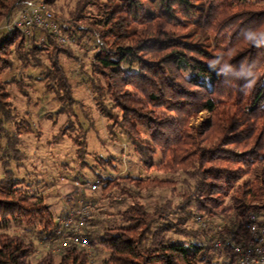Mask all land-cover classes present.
I'll use <instances>...</instances> for the list:
<instances>
[{
    "label": "trees",
    "instance_id": "16d2710c",
    "mask_svg": "<svg viewBox=\"0 0 264 264\" xmlns=\"http://www.w3.org/2000/svg\"><path fill=\"white\" fill-rule=\"evenodd\" d=\"M29 1L0 0V24ZM89 3L100 9L90 22L82 18ZM71 17L83 26L57 24L62 35L92 40L80 47L84 54L92 50L86 83L109 134L126 140L143 169L180 176L183 183L178 203L148 210L142 191L174 190L173 181L96 174L100 200L120 205L112 197L118 192L129 201L102 220L92 212L87 221L91 249L107 255L101 264H217L232 258L249 217L264 225V0H78ZM12 45L21 59L47 56L46 88L59 102L55 114L67 117L55 138L72 130L76 104L59 61L60 55L76 60L71 49L34 25L28 35L14 29L0 41V223L37 222L39 229L34 237L1 233L0 264H91L76 246L53 253L59 238L49 205L7 170L9 160L20 157L15 146L22 127L13 123L18 132L10 133L4 125L16 119L1 80L12 65ZM83 134L73 142L86 165ZM196 218L204 226L192 227ZM41 233L49 248L37 255L34 241Z\"/></svg>",
    "mask_w": 264,
    "mask_h": 264
},
{
    "label": "rangeland",
    "instance_id": "374dc122",
    "mask_svg": "<svg viewBox=\"0 0 264 264\" xmlns=\"http://www.w3.org/2000/svg\"><path fill=\"white\" fill-rule=\"evenodd\" d=\"M37 1L43 8L53 13L59 25L83 26V23L74 21L71 17L75 13L78 0H54L50 5L43 4V0ZM103 1L100 0V2ZM18 11L11 17L15 16ZM99 13V7L89 3L84 7L82 18L90 22ZM4 22L5 20L0 24V41L13 31L3 28ZM36 33L38 34V31ZM70 38L73 43L64 46L71 49L77 59L60 55L59 61L68 78L71 96L76 104L73 108L74 117L70 118L73 125L72 130L58 138L55 137L66 123L67 117L55 114L60 107L59 102L55 99L54 93L46 88L44 73L50 68L46 54L35 55V59L32 56H24L25 59H21L15 53L14 46L10 47L9 58L12 65L1 74V80L6 83L16 119L4 125L10 133L18 132L13 123L16 125L19 123L22 127L15 146L20 157L18 160L10 159V166L7 170L13 173V178L25 190L43 196L45 203L49 205L54 226L58 217L68 209L75 207L81 199L92 205L91 213H94L95 219L102 220L107 215L115 214L118 210L125 208L129 201L123 200V196L118 192H112V197L122 201L120 205L111 207L107 199L100 200L101 189L96 183V174L103 177L130 176L139 179L171 180L174 190L170 188L145 189L141 193L140 202L148 210L168 200L178 203L177 194L183 190L182 177L170 176L154 169H143L126 140L123 137L116 139L107 131V121L97 111L92 89L86 83L91 75L89 63L92 50L84 54L80 49L83 45L89 47L92 40H87V38L78 40L76 36ZM19 85H22L27 96L21 93ZM200 118H206V114H202ZM81 133H84L86 165L80 164L76 156L77 147L73 142V139ZM2 143L4 145V142ZM155 161L158 162L159 157H155ZM4 171L0 162V182L4 177ZM93 183L97 184V188L91 193L90 185ZM74 189H77L76 194L73 193ZM108 217V221L113 218ZM190 225L192 227L204 226V221L196 218ZM38 231L37 222L25 224L23 221L7 220L0 223V234L25 233L29 237H34L37 236ZM45 235L41 233L40 240L34 241L37 246V255L45 253L49 248V243L42 240ZM106 256L104 251L92 249L91 264H101Z\"/></svg>",
    "mask_w": 264,
    "mask_h": 264
},
{
    "label": "built area",
    "instance_id": "2783aa9c",
    "mask_svg": "<svg viewBox=\"0 0 264 264\" xmlns=\"http://www.w3.org/2000/svg\"><path fill=\"white\" fill-rule=\"evenodd\" d=\"M31 25L47 30L60 44L71 45L73 43L70 37L61 34L53 13L43 8L37 0H30L15 16L7 17L2 27L8 31L22 29L27 35ZM96 188V183L91 184L90 192L93 193ZM91 207L88 201L81 199L75 207L68 209L58 217L54 233L59 241L53 248V253L58 255L64 248L76 246L83 249L89 257L92 256V249L85 236ZM246 232V236L233 245V257L218 260L217 264H264V225L259 224L251 216L246 225ZM217 245H220V241H217Z\"/></svg>",
    "mask_w": 264,
    "mask_h": 264
}]
</instances>
